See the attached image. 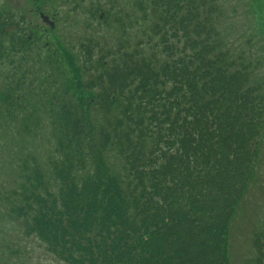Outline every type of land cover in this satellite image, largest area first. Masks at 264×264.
<instances>
[{
  "label": "trees",
  "instance_id": "obj_1",
  "mask_svg": "<svg viewBox=\"0 0 264 264\" xmlns=\"http://www.w3.org/2000/svg\"><path fill=\"white\" fill-rule=\"evenodd\" d=\"M146 2L135 10L143 22L155 18L148 30L163 60L128 65L125 54L85 82L93 51L82 45L78 66L60 45L48 59L49 89L37 88L49 77L35 75L26 91L25 72L0 93V129L18 124L35 135L46 118L54 149L43 169L31 154L13 163L22 181L5 198L0 229L21 223L64 264H231L232 228L257 177L264 134L256 59L233 57L212 12L202 20L194 0L185 17L183 0ZM13 37L2 57L9 65L11 54L29 56L40 42ZM253 235L248 264H264V229Z\"/></svg>",
  "mask_w": 264,
  "mask_h": 264
},
{
  "label": "rangeland",
  "instance_id": "obj_2",
  "mask_svg": "<svg viewBox=\"0 0 264 264\" xmlns=\"http://www.w3.org/2000/svg\"><path fill=\"white\" fill-rule=\"evenodd\" d=\"M139 1L143 5L147 4L146 0ZM204 1L206 7L213 6L212 21L222 35L227 37V42L231 45L232 51L235 50V45L239 44L253 54L252 57H248V60L256 59L258 68H256L257 73L254 76L257 81L259 80L262 83V91H264V0ZM3 3L4 0H0V6ZM249 6H251V9ZM136 7L137 0H134V3L130 0H122L120 8L123 14L121 19L126 28H118V25L105 27L103 24H98L95 28H84L82 24L84 23L85 9L83 7L78 16L72 18L70 22L73 21L74 24L79 25L78 27L55 29L56 33L54 35L58 38L59 44L64 46L72 56L80 59L78 66L84 63V58L87 55L81 50V46L84 45L88 50L93 51V62L85 68L82 67V76L85 82L94 80L98 76L100 61L109 62L105 66L109 65L111 67L113 59H116V62L119 63L120 59H126L125 54L129 57L126 59L128 65H131L132 61L139 63L146 61L154 65L159 61L158 58L160 60L164 59L160 38L155 37L153 31L148 30L153 27L155 18L150 14L149 21L143 22L142 16L135 10ZM65 11L66 9L60 10V12ZM188 15L189 10L187 8L182 16ZM136 19L140 22L139 25L134 22ZM49 35L54 39L51 34ZM251 36L254 39L253 44L246 45V40ZM53 48L56 49L57 47L53 46ZM40 50L44 59H46L49 50L41 46ZM260 50H263V52L259 56ZM33 56L34 54L29 55L28 58ZM113 65H115V62H113ZM64 66L66 67L65 62ZM10 70L8 63L0 65V92L4 91L2 88L5 83L4 77L11 73ZM25 70H31V78L33 74L45 78L50 73L49 68L40 70L38 64L36 65L32 61L25 64ZM62 83L64 81L58 79L57 76L56 94L60 93ZM88 96V94H84V99L86 100ZM263 122L264 114L262 116ZM42 123L43 128L38 131L39 136L37 137L38 133H36L34 138L20 132L18 134L17 124L8 129H0V213L4 218L8 216L10 211V203L5 198L22 181L17 178L21 172L13 164L18 162L19 155L23 152L24 154H31L37 158L39 167L43 169L42 166L48 164L50 152L53 153V140L51 142L48 139V133L51 129L48 119H43ZM109 155L113 158L112 154L109 153ZM5 225L6 232L0 229L2 232V235H0V264H64L57 257H54L35 237L27 238L21 223L6 220ZM255 229H264V142L262 143L257 177L251 185L233 225L232 264H245L248 259L254 258L255 250L252 238ZM6 246L10 249L6 250Z\"/></svg>",
  "mask_w": 264,
  "mask_h": 264
},
{
  "label": "flooded vegetation",
  "instance_id": "obj_3",
  "mask_svg": "<svg viewBox=\"0 0 264 264\" xmlns=\"http://www.w3.org/2000/svg\"><path fill=\"white\" fill-rule=\"evenodd\" d=\"M130 1L134 3V0ZM121 3L122 0H4L0 6V37L3 36L2 32L15 28L12 32L26 34L30 41L35 38L50 40L49 28L78 27L79 25L73 21L70 22L72 18L77 17L83 7L84 28H95L98 24L105 27L117 26L119 24L112 17L120 9ZM249 7L251 9V6ZM61 9L66 11L60 12ZM51 43L50 40L46 45L49 46ZM10 46L11 42H7L8 51H11ZM0 50H3V40H0ZM12 61L15 64L11 67L17 68V62Z\"/></svg>",
  "mask_w": 264,
  "mask_h": 264
}]
</instances>
